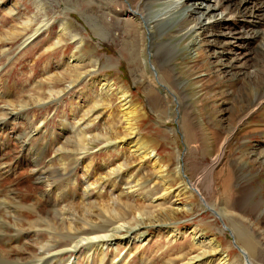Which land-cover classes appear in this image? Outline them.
I'll list each match as a JSON object with an SVG mask.
<instances>
[{
    "label": "rangeland",
    "instance_id": "rangeland-1",
    "mask_svg": "<svg viewBox=\"0 0 264 264\" xmlns=\"http://www.w3.org/2000/svg\"><path fill=\"white\" fill-rule=\"evenodd\" d=\"M209 2L214 8L219 0ZM136 4L140 9V0H0V113L6 114L0 149L8 156L0 170L14 180L39 167L52 173L53 180L46 178L37 191L55 200L50 189L60 188L64 200L56 209L71 208L64 227L79 226L85 217L114 221L120 213L128 221L164 222L132 229L130 221L108 242L103 264H219L220 252L203 256L208 238L228 254L223 264H264V26H256L262 34L257 40L241 41L236 30L248 24L235 17V7L219 5L214 20L202 22L208 23L206 32L195 26L194 14L179 28L182 33L170 29L160 37V29L127 14ZM254 5L262 6L257 14L263 20L264 0ZM59 37L63 41L56 43ZM103 79L114 84V92L100 89ZM116 89L145 117L137 137L154 140L159 161L172 165L162 177L172 186L170 194L153 184L157 174L148 164L129 160V139L92 140L123 134ZM82 129L88 142L79 152ZM185 130L193 135L190 143ZM177 166L180 178L173 174ZM73 190L79 197L87 191L84 206ZM111 199L119 202L118 212L106 203ZM135 204L141 217L123 207ZM42 223L25 228L26 240L63 242L72 234L59 221ZM238 233L252 242L251 250ZM65 258L68 264H99L94 250Z\"/></svg>",
    "mask_w": 264,
    "mask_h": 264
},
{
    "label": "bare ground",
    "instance_id": "bare-ground-1",
    "mask_svg": "<svg viewBox=\"0 0 264 264\" xmlns=\"http://www.w3.org/2000/svg\"><path fill=\"white\" fill-rule=\"evenodd\" d=\"M160 1H162L161 4H157L158 2L157 0H140L141 8L139 9V7H137V4L134 7L129 5V10L127 14H129L131 18L136 17L135 19H139L140 21H142V23H144L145 27H148V29H151L152 28L151 26H153L154 28L160 29V32H158L159 33L158 36L167 37L170 31H168V33L166 32L167 30H170V29L174 30L177 28L175 33L176 34L182 33L179 31V28H182L183 25H185L186 21H188V19L192 17V15L194 14H196L197 16L195 18V22H196L195 26H199L198 29L202 28L203 33L206 32L208 28L204 26L205 24H208V23L202 24V22L208 19L214 20L213 18H215V15L211 14L212 10L215 11L217 10L218 7L224 5L226 8L235 7V14H234L235 17H237L240 22L243 23L245 21L248 24L245 27V30H243V26L239 27V29L236 30L237 34L239 35L236 37L239 40L241 41L243 39L245 41L254 40V39L257 40V38H260L262 35L261 32L256 29V26L258 25L264 26V19L259 20L258 14H257V12H261L262 6L261 7L257 5L255 6L254 2H256V0H238L237 4L229 0H219L218 3L217 2L215 3L214 8L211 5H209L210 0H160ZM125 2L128 4L127 1ZM207 2L209 3L206 5ZM166 4H169V5L173 4L176 6H174V9L173 8L163 9L162 8V10H157L155 12L152 9L153 7H158V8L164 7L166 6ZM250 4L252 6L251 8L250 6H248ZM254 17L255 19H258L255 25H253L252 22L250 21V19ZM215 23L216 22L213 21L211 25ZM62 28H61V31H62ZM192 29H189L188 32H191ZM235 34L233 33V35ZM31 37H33V35H30L29 37H27L24 40V43L27 42ZM61 41H63L62 37H59L57 38L56 43H60ZM192 44L194 47L198 45V43L195 41ZM76 80L77 78L75 79V81ZM113 86H114L113 83H110L107 80L105 81L104 79L101 80L100 82V89H102L103 87V89L106 90V93L109 91L114 92ZM113 95L116 96L120 104L118 118L121 121V123L124 124L122 128L123 134H121L122 136L117 138L116 140H110L108 138H103L104 140L102 141H100L99 138L98 139L94 138L92 140H95V142L97 143L99 141V142L106 143V144H112V143H116V141L122 143L126 141L125 138L129 139V142L126 145L128 150H130L129 153H131V157L129 158V160L132 159L134 162L136 161L137 162L136 164H138V167H141L143 164L145 165L148 164L151 167V169L155 171V173L157 174V176L154 178L153 184L157 185L158 188H161V191L163 192L164 195H167V193L171 191L170 188L172 186L168 185L167 181L162 179V177L166 175L168 172H170L171 164L169 162L166 164L164 162L161 163L159 161V153L157 152L159 146L154 140H145V139L137 137L138 136L137 135L138 122L141 118L143 120L145 117L142 114L140 115L138 113L137 108L133 106L131 99L129 98V95L122 89H116V92ZM102 106H104L107 109L106 111L108 112L110 111V109H108L110 105L107 104V102L104 101V99L102 102ZM0 114L3 115V117L0 118V132H1L5 128L3 127V124H4V120L6 119L4 117L6 114H4L3 112H1ZM110 116H111V112L109 113V117ZM19 118L20 116L18 117L16 116L13 120L16 121ZM90 124H92V122L86 123L84 127ZM3 131H5V129ZM185 132L187 134L186 135L187 140L190 143L193 138V135L190 133V130H185ZM188 134H190L192 138H190ZM77 136L79 138V144L77 145V147L80 152V150L82 149L84 150L85 147H87V142H88L85 139L86 133L84 129H82L81 133L78 134ZM3 151L4 150L0 149V161L1 162L2 161L5 162V160L8 157L7 155H5L6 153H3ZM61 154L62 152L58 153L59 155L58 159L62 158ZM74 160L75 162L77 161V155H75ZM35 164H37V162ZM64 164L65 162L61 160L59 167H61L62 171L64 170ZM120 167H125V166L122 165ZM39 168L40 169H38V171H36L35 173H32L30 176L21 175L19 177L17 175V177L15 178H19V179H16V180H14V178H11L8 175V173H5L4 171L0 170V182H2V184L0 185L4 186V188L1 187L2 189H0V264H49L50 262L51 264H65V262L66 264H68L65 258L66 254L79 255L81 253H86L89 250L95 251V254L99 256V259L97 260L99 264H101L105 258L103 256L106 253L105 250L109 248V246L111 245L108 242L111 241L114 237L118 236V234H120V231L128 227L129 226L128 223H130V221H132L135 225L134 227H130L132 229L135 227H141V226L153 227L154 226L153 224L159 225L161 223H164L163 221L161 222L155 221L154 223H151L150 220L143 222L142 218H138V217H141V214H143V212L140 211V207L137 204H135L132 207H127L125 205H123V207L126 209L127 214H129V212L131 214H134L137 212V215H138L137 218L139 220L137 219L135 220L133 218L132 220L128 221L126 213H120L121 212L120 211L118 218L115 219L114 221L113 220L109 221L104 217H100L99 220H92L91 218L85 217L86 220L85 221L82 220L79 226L75 225L73 227L72 226L64 227L65 220L69 222V209L71 210V208L69 209L67 208L68 211H63L62 209H60L61 210L60 211L56 209L58 204L62 203L64 200L62 199V197L64 198V195L60 193L61 192L60 188L58 190L59 192L57 191L58 187L56 186H52V188L50 189L51 192L54 191L55 193V194L53 193L55 200H53V198L50 196L51 193L48 194L45 192V194H43L37 191V188L44 185V180L46 178L48 181L53 180L52 173L49 174L46 170L43 171L42 170L43 167H39ZM180 168H181L180 166H177L175 172L173 173L174 175H177L179 178H180L181 173H183L181 172ZM120 169L122 170V168ZM2 180H4L5 182L7 181V185L3 184ZM30 182L31 183L35 182L37 187L31 188L29 186ZM54 183L56 184V182ZM54 183H52L51 185H53ZM185 183L190 184L187 179L185 180ZM13 184L16 186H20V188L12 186ZM94 187L96 186L88 185L87 189L91 190ZM173 189L174 188H172V190ZM194 191L196 190L194 189ZM69 193H73V195L77 197L79 201H81L80 203L78 202L79 205L84 206L85 199L87 197V191H83V195L81 197L76 196V194H74V190ZM160 196L162 197V195ZM116 200H118V198H116ZM118 201H115V199H111L112 204H109V202H106L108 203V206L110 205V207L113 208L111 211L113 212L119 211V210L116 211L117 209L115 208L119 205ZM183 209H186V208H183ZM105 211L107 214L108 213L107 210ZM34 221L35 222L42 221L44 224L52 223L54 225L56 224L55 223L56 221H59L60 223L59 226L62 227L63 229L65 228L64 231L70 232L72 234L69 233L70 235L65 237L64 239H66V241H63V242H60V241L52 242L51 238L43 241L41 239H37L36 237L33 240L29 238L28 240H26L27 239L25 236L26 231L24 234V230L26 227L30 228L31 226H33ZM112 222H115V223H112ZM89 225H94V227L87 229L86 226H89ZM113 225H115L116 227H114ZM237 239L240 240L243 246H247V248L251 250L252 242L249 241L245 235H240L238 233ZM192 241L195 243V245L197 246L199 245L196 238L193 237ZM207 247L208 249L205 250V253H203V256H205L206 254L216 255L218 252H220L221 260L219 264H223L227 262L228 254H226L223 251L221 252V248H220L221 245L219 241L215 240L214 238H208ZM195 257L199 258L198 255Z\"/></svg>",
    "mask_w": 264,
    "mask_h": 264
},
{
    "label": "water",
    "instance_id": "water-1",
    "mask_svg": "<svg viewBox=\"0 0 264 264\" xmlns=\"http://www.w3.org/2000/svg\"><path fill=\"white\" fill-rule=\"evenodd\" d=\"M184 180H186V177H185V179Z\"/></svg>",
    "mask_w": 264,
    "mask_h": 264
}]
</instances>
